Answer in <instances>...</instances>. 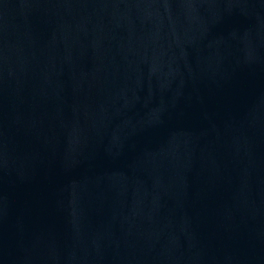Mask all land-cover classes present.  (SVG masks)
I'll use <instances>...</instances> for the list:
<instances>
[{"label": "water", "instance_id": "95a60500", "mask_svg": "<svg viewBox=\"0 0 264 264\" xmlns=\"http://www.w3.org/2000/svg\"><path fill=\"white\" fill-rule=\"evenodd\" d=\"M0 264H264V0H0Z\"/></svg>", "mask_w": 264, "mask_h": 264}]
</instances>
